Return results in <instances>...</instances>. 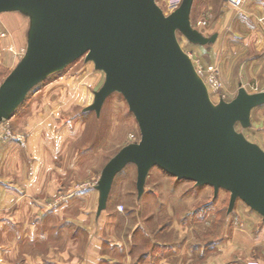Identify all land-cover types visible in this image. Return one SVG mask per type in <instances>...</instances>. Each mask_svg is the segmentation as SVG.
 <instances>
[{"label":"water","instance_id":"water-1","mask_svg":"<svg viewBox=\"0 0 264 264\" xmlns=\"http://www.w3.org/2000/svg\"><path fill=\"white\" fill-rule=\"evenodd\" d=\"M195 0H182L165 15L156 0H0V14L28 20L23 57L0 85V127L49 77L82 57L105 74L84 112L99 117L107 99L121 94L139 125L141 139L122 148L101 172L97 218L107 210L114 182L129 165L137 168L140 200L153 168L178 180L210 186L215 197L230 193L228 213L242 201L264 221V150L242 129L252 128V111L264 91L240 84L230 102L214 103L181 33L194 45L212 46L219 33L195 29Z\"/></svg>","mask_w":264,"mask_h":264},{"label":"rangeland","instance_id":"rangeland-1","mask_svg":"<svg viewBox=\"0 0 264 264\" xmlns=\"http://www.w3.org/2000/svg\"><path fill=\"white\" fill-rule=\"evenodd\" d=\"M156 2L165 15L172 13L171 0H156ZM231 5L233 6L231 0H195L191 14L193 27L206 36H210L221 26L222 19ZM233 9L236 10V8ZM19 29L20 32L22 31L24 43L19 56L21 59L27 47L25 37L28 20L19 14H0L1 47L4 42L10 41L13 38V32H18ZM177 38L183 50L191 57L195 67L202 72L214 103H218L221 99L227 102L235 99L237 79L242 76L245 80L249 79L248 77L253 80L251 76L257 75V70L260 68V65H253L254 59L249 60V58L247 64L241 62L243 63L240 65V68L243 67L241 72L236 69L230 74L226 73L213 55L211 46L194 45L181 33L177 34ZM1 47L0 52H2ZM250 51L249 57L256 56L253 53L255 51ZM244 58L241 60L243 61ZM210 67L217 70L218 73L216 72L214 76L218 82L215 80L211 82ZM14 68L15 66L8 67L0 55V85ZM257 76L256 80H249V83L245 85L249 93L264 90V66L263 72L261 71ZM230 78H232L231 84ZM104 82L105 74L95 70L94 64L86 63L85 58L82 57L69 65L62 73L49 77L31 91L13 118L0 127L1 131L6 127L12 130L13 137L4 138L2 135L0 137L3 141H25L26 133L23 130V132L20 131L17 126L21 119L33 112L32 105L46 99L47 107L53 109V105L60 102L63 122H59V127L68 126L70 132L67 151L72 158L76 157V153L79 154L78 169L76 168L77 171L70 175L74 177L70 178V181H75L72 186L79 188L85 184L97 185L101 172L109 160L128 144L141 139L136 118L129 110L125 98L119 93H114L107 99L99 117L95 112H84L85 108L92 105L94 92L99 91ZM215 84L219 87H215ZM261 110L256 109L253 113L252 128L244 130L238 124L236 129L264 150V113L260 114ZM70 162L72 164V161ZM136 183L135 165H129L114 182L106 211L115 216L114 222H117L115 232L119 238L133 237L131 239L135 242H147L146 247L150 249L152 240L156 239L153 234L165 229L163 235H166L167 243L173 246L180 244L184 249L185 243L188 242V248L192 249L195 245L198 253L205 250L208 256L218 253L217 245L223 239L235 246L240 245V248L244 249L239 258L236 255L232 258L233 260L231 259V262L235 261L233 264L238 262V264H264V242L261 245L255 244V239L264 225L262 216L240 200L229 214V192L220 190L215 197L212 187H198L194 182L178 180L159 168L151 170L145 193L140 200ZM87 211L93 219L95 205L93 207L92 204V208L90 210L88 208ZM76 212L75 208L70 209L69 216L75 217ZM91 223L93 224L91 221L88 222L87 226ZM82 228L81 225L67 224V221L60 226H53L51 233H53L54 246L61 248L62 242L64 243L68 237L72 240L74 236L80 238L84 236L86 239L88 232L85 238ZM46 247L45 244L40 243L37 248L39 251H45Z\"/></svg>","mask_w":264,"mask_h":264},{"label":"crops","instance_id":"crops-1","mask_svg":"<svg viewBox=\"0 0 264 264\" xmlns=\"http://www.w3.org/2000/svg\"><path fill=\"white\" fill-rule=\"evenodd\" d=\"M214 32L219 37L211 47L224 72L230 74L236 69L241 72V62L247 64L249 58L254 59L253 65H260L257 75L263 72L264 0H245L240 7L231 5ZM12 35L10 41L0 46V55L8 67H16L24 45L20 29ZM250 50L255 51L253 58L249 57ZM257 75L251 78L256 80ZM248 78L237 79V93L240 84L245 87L252 80ZM46 103L45 99L33 104V112L17 126L26 133L25 141H3L0 137V264H233L232 258L240 257L244 249L223 239L217 245L218 253L212 256L205 250L198 253L195 245L188 248V242L184 249L180 244L173 246L165 241V229L152 233L156 239L152 240L150 249L146 247L147 242H135L133 237L119 238L113 214L104 211L97 218L96 185L72 186L75 181H70L74 178L70 175L78 169L79 154L72 158L67 151L69 127H59V122H63L62 104L56 102L50 109ZM256 109H262L259 112L262 114L264 105L252 111V118ZM92 204L96 210L93 219L87 214ZM74 208L77 212L71 218L69 210ZM66 221L81 225L85 238L88 232L87 238L74 236L71 240L68 237L61 248L55 247L53 226ZM90 221L93 224L87 226ZM263 242L264 225L255 244ZM40 243L47 246L45 251L37 248Z\"/></svg>","mask_w":264,"mask_h":264},{"label":"built area","instance_id":"built-area-1","mask_svg":"<svg viewBox=\"0 0 264 264\" xmlns=\"http://www.w3.org/2000/svg\"><path fill=\"white\" fill-rule=\"evenodd\" d=\"M244 1L245 0H231V2H232V4H233V6H235V7H240V6H242L243 4H244ZM181 2H182V0H171V5H170V10L172 11V12H174L179 6H180V4H181ZM197 71H198V73L201 75V77L203 78V75H202V72L201 71H199L198 69H197ZM209 71L210 72H212V74H211V82H212V80L214 81H217V79L215 78V76H214V74H216V72H217V70L215 69V68H213V67H210L209 68ZM218 73V72H217ZM204 79V78H203ZM205 81V80H204ZM218 82V81H217ZM206 83V82H205ZM206 85H207V83H206ZM215 87H219V85H217V84H215ZM209 90V89H208ZM3 136L4 138H8V137H13L12 135V130H10L8 127H6L5 129H3V131H1V129H0V136Z\"/></svg>","mask_w":264,"mask_h":264},{"label":"trees","instance_id":"trees-1","mask_svg":"<svg viewBox=\"0 0 264 264\" xmlns=\"http://www.w3.org/2000/svg\"><path fill=\"white\" fill-rule=\"evenodd\" d=\"M22 105H23V104H22ZM22 105H21V106H22ZM113 186H114V185H113ZM110 196H111V195H110ZM109 199H110V198H109Z\"/></svg>","mask_w":264,"mask_h":264}]
</instances>
